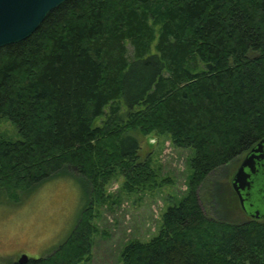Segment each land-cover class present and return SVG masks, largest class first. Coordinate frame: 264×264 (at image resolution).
I'll use <instances>...</instances> for the list:
<instances>
[{"label":"trees","instance_id":"trees-1","mask_svg":"<svg viewBox=\"0 0 264 264\" xmlns=\"http://www.w3.org/2000/svg\"><path fill=\"white\" fill-rule=\"evenodd\" d=\"M1 118L21 140L0 139V189L71 173L88 197L68 238L27 264L91 259L108 184L154 180L140 156L153 134L194 151L188 193L156 236L124 247L122 264H264V220H226L212 195L218 217L201 204L207 183L212 193L264 139V0H70L0 49Z\"/></svg>","mask_w":264,"mask_h":264},{"label":"rangeland","instance_id":"rangeland-1","mask_svg":"<svg viewBox=\"0 0 264 264\" xmlns=\"http://www.w3.org/2000/svg\"><path fill=\"white\" fill-rule=\"evenodd\" d=\"M2 138L21 140L17 127L7 118L0 119ZM193 153L192 149L176 147L169 136L143 137L141 160L151 159L154 180L132 192L125 190L121 176L108 184L106 201L94 207L98 233L93 238L91 259L81 264H122V251L128 243L147 242L156 236L166 209L188 193ZM238 167L235 163L222 172L212 193H208L210 182L202 190L201 204L209 217H218L208 204L212 195L220 198L217 207L224 219L247 220L240 209L231 205L229 210L226 206L234 195L232 182ZM87 204L80 181L71 173L14 196L0 189V264L15 262L22 255L39 259L53 253L68 238Z\"/></svg>","mask_w":264,"mask_h":264},{"label":"water","instance_id":"water-1","mask_svg":"<svg viewBox=\"0 0 264 264\" xmlns=\"http://www.w3.org/2000/svg\"><path fill=\"white\" fill-rule=\"evenodd\" d=\"M70 0H0V49L19 44L30 38L47 16ZM264 159V139L247 155L232 186L243 199L242 191L251 187V175L256 173V161ZM249 170V172H247ZM27 255L17 262L27 264Z\"/></svg>","mask_w":264,"mask_h":264},{"label":"flooded vegetation","instance_id":"flooded-vegetation-1","mask_svg":"<svg viewBox=\"0 0 264 264\" xmlns=\"http://www.w3.org/2000/svg\"><path fill=\"white\" fill-rule=\"evenodd\" d=\"M247 155L240 162L237 172ZM255 168L256 173L251 175V187L246 188L245 192L242 191L243 199L240 198L233 186L232 188L238 202V209L242 211L243 216L247 220H264V159L257 160Z\"/></svg>","mask_w":264,"mask_h":264}]
</instances>
